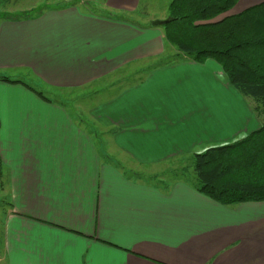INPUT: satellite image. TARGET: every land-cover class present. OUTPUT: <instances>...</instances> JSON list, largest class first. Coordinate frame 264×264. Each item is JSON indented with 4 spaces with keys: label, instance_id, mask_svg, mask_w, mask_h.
<instances>
[{
    "label": "crops",
    "instance_id": "0c3cea01",
    "mask_svg": "<svg viewBox=\"0 0 264 264\" xmlns=\"http://www.w3.org/2000/svg\"><path fill=\"white\" fill-rule=\"evenodd\" d=\"M150 1L0 19L2 264H264V202L136 175L261 127L216 62L161 61L165 32L138 15ZM115 81L84 115L62 97Z\"/></svg>",
    "mask_w": 264,
    "mask_h": 264
},
{
    "label": "trees",
    "instance_id": "16d2710c",
    "mask_svg": "<svg viewBox=\"0 0 264 264\" xmlns=\"http://www.w3.org/2000/svg\"><path fill=\"white\" fill-rule=\"evenodd\" d=\"M239 1L172 0L163 26L181 54L175 61L216 62L229 84L252 100L260 120L256 132L195 154L194 182L175 173L224 206L264 202V3L228 15Z\"/></svg>",
    "mask_w": 264,
    "mask_h": 264
},
{
    "label": "rangeland",
    "instance_id": "374dc122",
    "mask_svg": "<svg viewBox=\"0 0 264 264\" xmlns=\"http://www.w3.org/2000/svg\"><path fill=\"white\" fill-rule=\"evenodd\" d=\"M171 2L172 0H151L150 5L144 6L142 4L140 6L138 15L141 14L142 16L140 15V17L144 21H147L148 18L153 19L155 16L156 20L153 21V23L156 21H167L169 19V6ZM73 4H77L84 10L94 12L96 10L105 9L106 0H0V19H4L7 17L8 18L21 17L22 15L30 14V13L32 14L34 12H37V10L41 11L53 5L69 6ZM235 8L231 12H229L228 15H239L240 13L245 11L244 10L239 13H236L234 12L236 11ZM241 8L242 7L238 9ZM144 15L147 18H145ZM157 17L158 18L163 17V18L157 19ZM222 18L223 17L219 18L218 20H221ZM160 28L164 30L163 26H160ZM167 49L171 51L170 52L168 51V54L166 55L167 57L165 56L164 60L161 61L163 63H170V64L178 63L179 61H175L176 56L179 57L181 56V54H179L177 47L168 42ZM119 85L120 84H118L115 81V82H111L110 84L108 83L101 84L98 86L90 87L88 89L65 91L62 97L66 99L65 103L70 104L73 110L77 109L80 112V114L84 115L87 113V111L92 109V107L100 103L101 100L107 98L110 95L109 92L113 93V91L117 90L119 88ZM106 89L109 90L108 93H106L107 92ZM99 136L101 137V135ZM240 139L242 138H239L238 140ZM100 141L102 142V140ZM222 145H226V144H222ZM193 160L194 159L192 157L191 159H189V156H186L183 157V159L180 158L165 165L152 166V167L136 166L135 172L136 175H138L143 180H148L149 176L156 175L160 178L159 180L167 179L169 181L171 179L174 180L175 173H178L179 176H185L188 180L194 182L195 177H193L194 174L192 171ZM187 170L189 172H185V174L182 175L183 171H187ZM2 178H3L2 173H0V206L4 202L3 197L7 196ZM178 180H182V178ZM1 232L2 231L0 228V240L2 237ZM1 252H2V241H0V256H1ZM0 264L2 263L0 262Z\"/></svg>",
    "mask_w": 264,
    "mask_h": 264
},
{
    "label": "water",
    "instance_id": "95a60500",
    "mask_svg": "<svg viewBox=\"0 0 264 264\" xmlns=\"http://www.w3.org/2000/svg\"><path fill=\"white\" fill-rule=\"evenodd\" d=\"M168 21H156L153 23L154 27H160V26H164L167 24Z\"/></svg>",
    "mask_w": 264,
    "mask_h": 264
}]
</instances>
